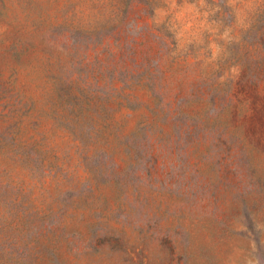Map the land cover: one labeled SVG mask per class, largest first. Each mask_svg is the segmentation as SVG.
<instances>
[{
    "label": "rangeland",
    "instance_id": "374dc122",
    "mask_svg": "<svg viewBox=\"0 0 264 264\" xmlns=\"http://www.w3.org/2000/svg\"><path fill=\"white\" fill-rule=\"evenodd\" d=\"M0 264H264V0H0Z\"/></svg>",
    "mask_w": 264,
    "mask_h": 264
}]
</instances>
